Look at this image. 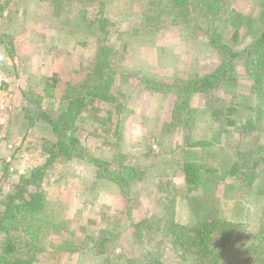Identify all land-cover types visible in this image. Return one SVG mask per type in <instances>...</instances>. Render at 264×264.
<instances>
[{"label":"rangeland","instance_id":"374dc122","mask_svg":"<svg viewBox=\"0 0 264 264\" xmlns=\"http://www.w3.org/2000/svg\"><path fill=\"white\" fill-rule=\"evenodd\" d=\"M102 3L0 0V35L13 44L12 50L8 48L13 55L0 46V178L4 175L2 163L9 164L4 193L13 189L20 175L47 163L48 148L55 150V139L45 127L28 125L26 96L32 95L49 111L60 108L64 86L61 65L65 61V67L73 68L94 59L98 45L90 34L89 20L100 13L110 20L108 39L114 45L112 62L116 69L113 92L123 107V138L109 137L94 114L87 111L76 120L77 135L93 156L113 168L137 166L146 173L145 181L136 183L128 202L118 186L97 178L89 162L57 152L42 178L48 198L41 233L46 251L39 253L35 264H127L144 250L160 253L175 264H196L178 257L166 234L173 222L182 226L196 223L193 213L197 209L192 203L190 208L188 196L217 197L218 216L240 223L251 242L257 233H264V174L251 191L242 190L238 181L240 155L251 143L237 128L248 116L247 107L254 105L244 70L239 68L237 81L218 94L221 98L215 105L207 104V96L192 98L191 105L198 113L194 128L186 129L182 120L171 116L175 95L160 92L150 98L142 79L173 83L212 72L222 56L197 28L207 25L206 18L200 11L185 15L181 9H172L168 0ZM260 3L220 2L219 32L234 50L253 38L245 28H238V23L236 27L231 24L235 12L255 17ZM261 25L256 21L257 29ZM77 42L86 45L77 46L74 52ZM71 51L74 54L67 56ZM53 78L58 80L56 86L50 82ZM47 89L50 95H46ZM202 140L213 145L191 144ZM186 162L201 166L200 183H186ZM2 209L0 205V212ZM103 230L113 232L115 239L101 253L90 250L92 237ZM64 240L82 241L86 249H60ZM227 260L251 264L250 254L241 249L233 250Z\"/></svg>","mask_w":264,"mask_h":264},{"label":"trees","instance_id":"16d2710c","mask_svg":"<svg viewBox=\"0 0 264 264\" xmlns=\"http://www.w3.org/2000/svg\"><path fill=\"white\" fill-rule=\"evenodd\" d=\"M75 1L92 6L103 4V0ZM222 1L168 0L172 9H181L186 12L185 15L200 11L206 18L207 25L197 28L203 31L208 44L220 51L222 59L219 65L204 76L177 80L173 83L144 77L142 85L150 98L160 92H172L175 95L171 110L172 119L182 120L186 129H193L198 111L191 105L192 98L196 95L207 96V104L210 107L215 105V102H219L221 98L218 94L237 81L239 68L244 70L249 80L250 99L254 101V105L247 107L248 116L237 128L238 133L251 143L248 150L240 155L242 171L238 181L242 190L248 193L260 174H264V144L261 143L264 133V2L260 0L261 3L257 4L259 7L255 17L235 12L231 24L236 27L238 23V28H245L246 34L253 38L241 49L234 50L219 32ZM255 20L262 24L258 29ZM89 22H91L90 34L96 37L98 49L92 61L78 67L75 65L73 68L65 67L67 66L65 61L61 65L64 86L60 108L49 111L32 95L26 96L28 106L25 107V119L28 125L33 127L39 124L45 127L55 139L52 143L55 150L48 148L50 157L47 163L20 175L18 181L12 184L13 189L7 194L4 193L3 183L8 180L5 175L8 174L9 164L2 163L1 170L4 175L0 178V205L3 206L0 212V235H2L0 264H35L39 253L46 251L42 244L41 233L48 198L42 186V178L47 165L58 155L57 152L63 156L70 155L89 162L94 167L97 178L118 186L128 202L132 200L131 195L136 183L145 181L146 173L137 166L122 165L115 169L109 162L93 156L77 135L76 120L87 111L94 114L105 127V133L109 137L115 140L123 138V134L120 133L123 107L113 92L116 69L112 62L115 54L114 45L108 39L107 27L110 20L100 13ZM4 37L0 35V46L4 45L7 54L9 55L10 52V55H13L11 52L13 44L10 39ZM85 45L86 43L77 42L74 52H77V46ZM71 54H74L73 51L67 56ZM50 82L56 86L58 80L53 78ZM46 95H50L48 89ZM116 116L120 117L114 118ZM191 144L194 147L213 145L204 140ZM183 175L189 185L200 183L202 168L198 164L186 162L183 165ZM202 197L203 199L188 196L190 208L193 205L197 209H193L194 213L192 212L197 219L194 225L182 226L173 222L168 226L166 231L168 243L176 250L177 256L183 261H192L196 264H231L227 256L233 250L241 249L250 254L251 264H264V233H257L253 240L248 242L240 223L218 216L220 200L217 197ZM197 199L199 201L195 206ZM138 233L136 236L141 238L142 235ZM114 239L113 232L103 230L92 237V246L89 248L101 253ZM83 244L82 241L77 243L64 240L60 243V249L77 252L76 249L81 250L86 245ZM127 264L175 263L166 260L160 253L144 250L137 257L129 259Z\"/></svg>","mask_w":264,"mask_h":264}]
</instances>
